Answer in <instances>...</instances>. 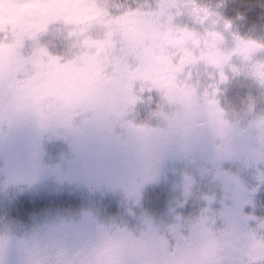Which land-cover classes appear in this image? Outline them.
Masks as SVG:
<instances>
[{"label":"clouds","instance_id":"clouds-1","mask_svg":"<svg viewBox=\"0 0 264 264\" xmlns=\"http://www.w3.org/2000/svg\"><path fill=\"white\" fill-rule=\"evenodd\" d=\"M19 121L128 163L90 192L114 213L0 217V264H264V0H0V131Z\"/></svg>","mask_w":264,"mask_h":264},{"label":"rangeland","instance_id":"rangeland-1","mask_svg":"<svg viewBox=\"0 0 264 264\" xmlns=\"http://www.w3.org/2000/svg\"><path fill=\"white\" fill-rule=\"evenodd\" d=\"M84 141L90 139L94 143L100 141L111 142L112 140L97 136L95 134L85 133L82 137ZM30 148V149H29ZM28 149L31 150L32 155L41 154L44 149L38 148L37 146H31L27 141H10L7 147L10 157L7 159L8 173L24 174L30 171H38L40 173L39 180L44 178L46 169L43 163L29 160ZM114 152L113 157L115 162L111 165L109 162L106 163L105 167H102L98 162V168H86V171L90 176L99 173L100 170H110L111 176L123 171L127 166V159L122 154L121 149L117 150L116 147H112ZM67 152L70 150L67 148ZM99 152V150H98ZM117 152L119 155H116ZM98 170V171H95ZM35 183V184H36ZM36 187V186H35ZM35 187L29 190L30 192H22L8 200L0 201V217H7L13 221H24L30 222V218L33 216H43L47 211H54L57 209H70L73 211H81L97 208L107 213H114L116 209L115 202L111 204L108 201H100L90 195V192L95 188L92 183L86 182L85 180L75 178L74 185H66L64 188L56 191L52 188L35 192ZM59 193V194H58Z\"/></svg>","mask_w":264,"mask_h":264},{"label":"flooded vegetation","instance_id":"flooded-vegetation-1","mask_svg":"<svg viewBox=\"0 0 264 264\" xmlns=\"http://www.w3.org/2000/svg\"><path fill=\"white\" fill-rule=\"evenodd\" d=\"M20 140L29 142L31 146L44 149L41 154L35 156L30 153V148L28 149L29 160L42 162L46 169L44 178H41L42 181L33 185V187L36 186L35 192L50 188L58 191L66 185H74L75 178L92 183L95 188L100 186L106 178L111 176L112 172L102 169L99 173L90 176L86 168H89V166L93 169L98 168V162L102 167H105L108 162L112 165L115 162L113 146L117 150L121 149L122 154L127 159L125 149L114 141L94 143L90 139L84 141L81 138L72 148H68L70 152H67V147L63 146V151L60 149L50 150L49 145L42 140L41 133L33 125L26 121H19L7 131H0V181L3 180L5 173L9 170L6 167L8 165L6 161L10 157L9 152H7L9 142ZM116 155H119V153L117 152ZM53 165H58L56 175H51L47 171ZM28 192L30 191L28 190Z\"/></svg>","mask_w":264,"mask_h":264}]
</instances>
